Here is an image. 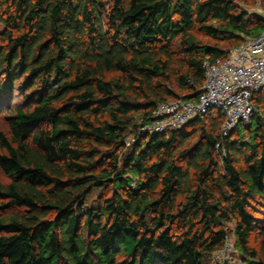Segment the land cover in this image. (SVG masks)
I'll use <instances>...</instances> for the list:
<instances>
[{
	"label": "trees",
	"instance_id": "obj_1",
	"mask_svg": "<svg viewBox=\"0 0 264 264\" xmlns=\"http://www.w3.org/2000/svg\"><path fill=\"white\" fill-rule=\"evenodd\" d=\"M263 29L233 0H0V96L25 93L0 129V264H211L229 234L264 264V97L226 136L219 111L190 121L198 146L142 129L197 97L220 41ZM95 189L109 194L86 205Z\"/></svg>",
	"mask_w": 264,
	"mask_h": 264
},
{
	"label": "built area",
	"instance_id": "obj_2",
	"mask_svg": "<svg viewBox=\"0 0 264 264\" xmlns=\"http://www.w3.org/2000/svg\"><path fill=\"white\" fill-rule=\"evenodd\" d=\"M202 67L205 79L197 97L160 102L152 122L144 125L143 130L164 134L212 111L224 115L223 136L238 124L249 123L256 112L254 96L264 88V29L257 37L236 46L226 57H206ZM238 254L234 236L229 234L223 246L213 253L211 264H245Z\"/></svg>",
	"mask_w": 264,
	"mask_h": 264
},
{
	"label": "rangeland",
	"instance_id": "obj_3",
	"mask_svg": "<svg viewBox=\"0 0 264 264\" xmlns=\"http://www.w3.org/2000/svg\"><path fill=\"white\" fill-rule=\"evenodd\" d=\"M241 9H248V8H255L257 6H261L264 9V0H233ZM194 34L204 43L210 44V45H215L217 44V40L210 38L208 36H205L204 34L198 33L196 31H193ZM245 39H248L247 37H244ZM179 40H176V44L174 46L177 56L183 57V54L181 52V47L179 46ZM242 41V40H240ZM239 40H234V41H220L219 46L224 48L225 50L231 51L235 48L236 44L240 42ZM115 74L108 75V78L114 77ZM174 90L181 95L183 92L178 90L176 87H174ZM261 94L262 97H264V88L258 92L257 94ZM23 94L24 90L22 89V86L18 83L16 85V89L12 92H6L4 95L0 96V129L4 131H8V123H7V114L8 111L6 108H14L18 104H21L23 102ZM5 106V108H1L2 106ZM221 117V116H220ZM136 122L137 124L140 125L141 119L139 117H136ZM211 121L207 122V124H210ZM242 125V124H241ZM182 131L186 132L187 134L190 135L189 141L187 144H192V145H199L203 144L205 141V138L203 136V131L201 129V125H188L186 124L185 126L182 127ZM128 136L126 138V147L129 149L132 147L134 143V131L132 128H129ZM230 133V132H229ZM233 136H237L236 133L233 132L231 134ZM247 136V134H246ZM10 181L9 175L0 167V182L4 184H8ZM109 190L107 189H95L88 197L86 205H94L96 204L100 199H103L108 193ZM2 205V201L0 200V206ZM15 209H7L3 213H10L14 211ZM228 227L232 228L234 227V222L228 223ZM259 242L256 240L255 234L252 235V240H251V246L258 247ZM239 258L242 259V255L238 254Z\"/></svg>",
	"mask_w": 264,
	"mask_h": 264
},
{
	"label": "water",
	"instance_id": "obj_4",
	"mask_svg": "<svg viewBox=\"0 0 264 264\" xmlns=\"http://www.w3.org/2000/svg\"><path fill=\"white\" fill-rule=\"evenodd\" d=\"M246 11L250 15L257 16L258 18L264 20V9L261 6H257L255 8H248Z\"/></svg>",
	"mask_w": 264,
	"mask_h": 264
}]
</instances>
